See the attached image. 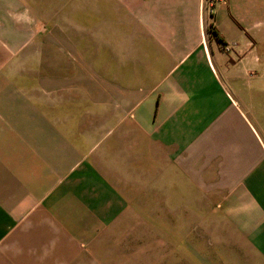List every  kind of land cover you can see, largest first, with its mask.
<instances>
[{
    "label": "crops",
    "instance_id": "obj_1",
    "mask_svg": "<svg viewBox=\"0 0 264 264\" xmlns=\"http://www.w3.org/2000/svg\"><path fill=\"white\" fill-rule=\"evenodd\" d=\"M36 8L0 0V264H116L148 215L175 238L216 234L212 264H264L247 81L264 66V0H215L212 20L203 0H89L72 23Z\"/></svg>",
    "mask_w": 264,
    "mask_h": 264
},
{
    "label": "rangeland",
    "instance_id": "obj_2",
    "mask_svg": "<svg viewBox=\"0 0 264 264\" xmlns=\"http://www.w3.org/2000/svg\"><path fill=\"white\" fill-rule=\"evenodd\" d=\"M214 1L203 0V10L209 20H212L211 11ZM81 2L82 8L79 7ZM34 3L37 5L35 11L39 13L40 18L43 15L45 19L57 20V13L59 8H61L60 20L72 23V20H76L80 14V20H88L84 18H88L89 0H34ZM225 45L228 47L227 50L223 48ZM231 48L229 44L219 45V49L223 52H229ZM263 67L257 66L252 69L254 70L252 72L254 76L252 79L247 80L252 85H247L252 86L254 91V98L257 102L256 109L254 108L256 129L264 141V73L261 72L264 70ZM254 105L252 104V107ZM247 115L249 116V114ZM150 203L151 205L153 204V202H146L147 207H149L146 210L147 212L154 213V208L150 207ZM162 205L163 213L165 210L164 202H162ZM215 206L217 207L216 204ZM217 211L216 209L212 212L216 214ZM219 212L221 213V211ZM161 218V224H158L159 218H155L153 215L130 218L129 229L131 231L128 234H124V246L113 249L116 264H212V260L216 262V260H211L210 258L211 255H214L212 253L214 249L209 250L207 245L209 239L211 240L216 234H203L201 232L186 233V226L180 227L179 225L178 228H183V230L178 231L175 238V235L169 230V218L164 217V215ZM220 219L218 216H205L200 220L195 217L199 225L217 224L219 221L223 223ZM141 222L143 224H140ZM202 241L206 242V248H202V243H200Z\"/></svg>",
    "mask_w": 264,
    "mask_h": 264
},
{
    "label": "trees",
    "instance_id": "obj_3",
    "mask_svg": "<svg viewBox=\"0 0 264 264\" xmlns=\"http://www.w3.org/2000/svg\"><path fill=\"white\" fill-rule=\"evenodd\" d=\"M206 31L209 34V36L213 37L217 41L219 45L225 44L223 40L221 39V37L219 36L216 28L213 26L212 22L208 23V25L206 26Z\"/></svg>",
    "mask_w": 264,
    "mask_h": 264
},
{
    "label": "built area",
    "instance_id": "obj_4",
    "mask_svg": "<svg viewBox=\"0 0 264 264\" xmlns=\"http://www.w3.org/2000/svg\"><path fill=\"white\" fill-rule=\"evenodd\" d=\"M223 48H224V49H226V50L228 49V47H227L226 45H225V46H223Z\"/></svg>",
    "mask_w": 264,
    "mask_h": 264
}]
</instances>
